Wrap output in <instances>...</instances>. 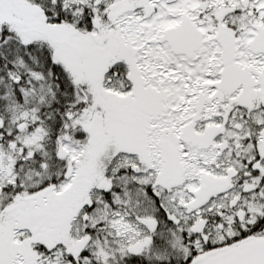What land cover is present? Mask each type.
<instances>
[{
  "label": "snow or ice",
  "instance_id": "snow-or-ice-1",
  "mask_svg": "<svg viewBox=\"0 0 264 264\" xmlns=\"http://www.w3.org/2000/svg\"><path fill=\"white\" fill-rule=\"evenodd\" d=\"M0 264H264V0H0Z\"/></svg>",
  "mask_w": 264,
  "mask_h": 264
}]
</instances>
